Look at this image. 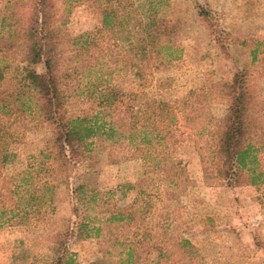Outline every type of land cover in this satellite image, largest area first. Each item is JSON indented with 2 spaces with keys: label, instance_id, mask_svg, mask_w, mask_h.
<instances>
[{
  "label": "trees",
  "instance_id": "16d2710c",
  "mask_svg": "<svg viewBox=\"0 0 264 264\" xmlns=\"http://www.w3.org/2000/svg\"><path fill=\"white\" fill-rule=\"evenodd\" d=\"M59 0H6L7 11L0 14V176L14 156L9 144L23 134L29 124L45 126L51 136L35 166L10 178L5 187H34L28 202H44L52 194L53 178L64 174L71 162L109 150H131L145 164L143 180L151 171L170 170L175 187L192 186L180 162L173 161V134L161 128L157 105L151 101L137 106L135 98L122 94L103 77L114 71L138 75V61L149 62L154 70L167 67L178 58L175 46V20L163 15L168 0H63L98 8L103 37H72L66 29L69 13L61 12ZM55 47H60L54 51ZM137 62V63H136ZM43 63V73L27 71V84L16 72ZM217 92L228 109L222 118L209 111V101ZM181 115V126L204 134L197 143L204 182L221 181L257 187L264 199V147L257 130L264 126V108L253 95L244 77L231 83H216L208 89L190 91L174 103ZM11 131L10 142L3 138ZM111 150V151H110ZM141 180V181H143ZM79 185L73 190L82 213L75 227V238L97 240L104 256L117 264H193L198 251L187 239L157 235L146 223V214L137 211L142 187L126 208L112 203L111 191ZM9 194H11L9 192ZM43 195V196H42ZM52 196L46 198L51 201ZM9 214L16 215L13 210ZM62 248H54L59 253ZM64 248L61 260L74 264Z\"/></svg>",
  "mask_w": 264,
  "mask_h": 264
},
{
  "label": "rangeland",
  "instance_id": "374dc122",
  "mask_svg": "<svg viewBox=\"0 0 264 264\" xmlns=\"http://www.w3.org/2000/svg\"><path fill=\"white\" fill-rule=\"evenodd\" d=\"M62 1L58 5L61 12L69 13L66 29L72 37L107 34L98 8L74 3L62 6ZM168 2L162 13L175 20L178 58L158 70L149 62L138 61L136 76L124 70L107 75L103 65L100 74L109 77L122 94L134 97L135 105L146 101L157 105L161 128L176 141L171 158L181 163L192 186L175 187L170 170L151 171L143 180L145 164L139 156L129 158L133 151L126 150L123 155L116 151L111 157L109 150H104L71 162L64 174L52 179L53 193L44 194L43 203H30L28 194L34 187H5L3 178L39 163L51 133L47 127L31 123L9 144L14 156L1 170L0 264H64L65 258L60 259L64 248L74 264H117L114 258L103 255L97 240L75 238L82 207L73 190L79 185L111 191L112 203L118 209L128 207L137 197L138 188L125 187L145 189L147 194L137 198V211L143 210L145 222L155 227L148 242L153 243L152 235L187 239L198 251L193 264H264L262 191L225 181L205 184L197 148V143H204V134L183 128L182 117L174 109L175 101L190 91L231 83L237 76L244 77L264 108V0ZM6 11V0H0V14ZM20 66L16 73L25 85L28 70L44 71L43 63ZM221 95L215 92L209 101V111L217 118L228 109ZM10 134L8 131L3 140L10 142ZM256 137L264 147V126ZM50 196L52 200L46 201ZM10 210L16 215L9 214ZM56 245L62 248L59 253L54 251Z\"/></svg>",
  "mask_w": 264,
  "mask_h": 264
}]
</instances>
